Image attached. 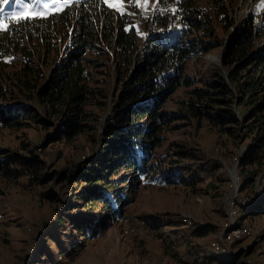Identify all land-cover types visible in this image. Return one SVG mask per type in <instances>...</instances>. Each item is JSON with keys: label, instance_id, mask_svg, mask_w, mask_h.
I'll return each instance as SVG.
<instances>
[{"label": "rangeland", "instance_id": "1", "mask_svg": "<svg viewBox=\"0 0 264 264\" xmlns=\"http://www.w3.org/2000/svg\"><path fill=\"white\" fill-rule=\"evenodd\" d=\"M104 1L107 6L114 2ZM45 3L50 5L47 9ZM67 3L14 0L0 13V27L12 12L19 13L18 17H45ZM196 4L212 17L210 0ZM109 8L134 20L141 36L148 34L154 11L163 12L156 0H123L122 10ZM174 9L168 6L177 28L183 15ZM263 12L264 0H229L226 13L236 22L247 16L257 21ZM220 20L207 24L214 37L201 38L204 45L187 58L182 69L181 86L160 106L167 120L156 133L157 147L149 152L150 171L138 182L133 171L113 173L112 182H131V202L99 238L81 241L72 220L99 209L76 198L89 188L80 182L81 177L94 166L97 171L94 162L104 157L102 135L113 121L120 91L112 64L100 59V52L92 55L105 67L92 70L95 95L86 109L90 120L74 140H51L52 129L33 119L18 121L20 125L11 129L0 125L1 150L40 162L34 174L0 172V212L4 216L0 264H117L122 259L126 264L143 260L154 264H264V152L258 157L261 168L245 166L254 140L264 146V113L257 114V123L254 118L244 120L250 111L238 106L241 96L229 80L234 67L222 62L233 27L227 29L226 21ZM195 37L198 39V34ZM57 48L58 54L45 57V74L62 57L61 47ZM7 60L12 61V67L19 66L12 56ZM213 84L224 85L226 95L212 93L208 98L212 101H199L198 91H217L210 88ZM10 96L8 103L26 102L41 114L36 103L27 102L28 95L11 91ZM229 110L240 123L216 127L210 117ZM43 118L47 121L45 115ZM255 209L258 211L253 212ZM204 230L211 231L199 236Z\"/></svg>", "mask_w": 264, "mask_h": 264}, {"label": "trees", "instance_id": "2", "mask_svg": "<svg viewBox=\"0 0 264 264\" xmlns=\"http://www.w3.org/2000/svg\"><path fill=\"white\" fill-rule=\"evenodd\" d=\"M197 1L156 0L163 12L154 11L150 30L144 36L140 35L134 20L110 9L104 0H76L45 17L8 18L0 27V125L5 128L33 119L52 129L51 140H74L84 133L90 120L86 109L95 95L92 70L105 67L97 64L100 59L113 66L120 91L111 117L113 121L102 135L105 158L94 162L99 167L97 171L94 166L81 177L80 182L89 188L76 198L79 203L99 207L95 213L72 220L81 241L99 238L131 202L128 198L133 192L131 182L124 179L121 183L112 182L113 173L133 171L138 182L150 171L149 152L157 147L156 133L167 120L160 113V106L181 86L182 69L187 58L204 45L201 38L214 37L211 26L207 25L213 20L222 17L220 21H226L227 29L233 27L222 62L225 67H234L229 80L241 96L238 106L248 107L250 111L244 120L254 118L257 123L260 118L257 114L264 113V12L257 21L247 16L235 22L227 17L229 0L226 3L210 0L212 17L199 9ZM170 4L175 6V12L183 15L177 28L174 27L177 20L168 11ZM197 34L198 39L192 38ZM58 46L62 57L45 74V57L58 54ZM97 52L100 59L92 57ZM7 56H12L19 66L14 68L12 61H4ZM210 88L217 91H198L196 98L211 100L208 98L212 93L222 97L227 93L222 84H213ZM11 91L28 95L27 102L36 103L41 114L26 102L8 103L12 99ZM189 105L190 109L194 108ZM210 119L223 129L240 123L230 110ZM254 142L245 166L261 168L263 163L258 157L264 152V146L260 140ZM108 157L112 158L111 162L106 160ZM39 167V161L0 149L2 173L34 174ZM210 231L204 230L198 235L205 236Z\"/></svg>", "mask_w": 264, "mask_h": 264}, {"label": "snow or ice", "instance_id": "3", "mask_svg": "<svg viewBox=\"0 0 264 264\" xmlns=\"http://www.w3.org/2000/svg\"><path fill=\"white\" fill-rule=\"evenodd\" d=\"M13 2H14V0H0V13H3L5 11L4 6L9 5L10 3H13ZM59 2H60V0H52L53 5H58ZM106 2H108V0H106ZM65 3H67V0H65ZM49 6L50 5L47 3L43 4L44 9H47ZM108 6L116 8L118 11H120V10H122V7H123V0H114V2H109ZM9 15L12 17H18L19 13L12 12ZM22 18H30V17H22Z\"/></svg>", "mask_w": 264, "mask_h": 264}, {"label": "built area", "instance_id": "4", "mask_svg": "<svg viewBox=\"0 0 264 264\" xmlns=\"http://www.w3.org/2000/svg\"><path fill=\"white\" fill-rule=\"evenodd\" d=\"M3 219H4V216H3V214L0 212V225H1V223H2V221H3ZM215 246H218V245H215ZM221 252H224V248H221V250H220ZM106 264H113V263H106ZM117 264H126V260L125 259H122L119 263H117ZM138 264H154V263H152L151 261H147V260H143V261H141L140 263H138ZM213 264H216V263H213Z\"/></svg>", "mask_w": 264, "mask_h": 264}]
</instances>
